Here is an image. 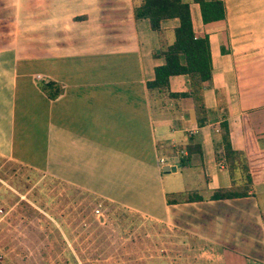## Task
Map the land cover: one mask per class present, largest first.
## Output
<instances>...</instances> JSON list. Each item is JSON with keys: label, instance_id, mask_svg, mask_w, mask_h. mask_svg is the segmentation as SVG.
Listing matches in <instances>:
<instances>
[{"label": "crops", "instance_id": "obj_1", "mask_svg": "<svg viewBox=\"0 0 264 264\" xmlns=\"http://www.w3.org/2000/svg\"><path fill=\"white\" fill-rule=\"evenodd\" d=\"M185 1L209 44L202 111L173 95L188 90L185 74H170L168 90L147 83L176 17L154 30L133 16L135 0H0V156L37 158L27 165L185 230L201 264H264V0H222L223 17L207 22ZM225 127L251 182L210 198L246 187L221 155Z\"/></svg>", "mask_w": 264, "mask_h": 264}, {"label": "rangeland", "instance_id": "obj_2", "mask_svg": "<svg viewBox=\"0 0 264 264\" xmlns=\"http://www.w3.org/2000/svg\"><path fill=\"white\" fill-rule=\"evenodd\" d=\"M189 183L202 191L201 178ZM199 246L185 230L0 156V264H201Z\"/></svg>", "mask_w": 264, "mask_h": 264}, {"label": "trees", "instance_id": "obj_3", "mask_svg": "<svg viewBox=\"0 0 264 264\" xmlns=\"http://www.w3.org/2000/svg\"><path fill=\"white\" fill-rule=\"evenodd\" d=\"M133 3V16L146 17L150 28L159 30V22L164 17H176L178 24L173 28V40L161 48L158 53L164 56V62L155 65L153 78L147 83L149 86L168 90V76L173 73H183L187 76L188 90L173 95L188 94L192 97L195 111L203 110L202 87L203 83L211 78V60L207 36H195L192 29L189 4L185 0H135ZM200 8L203 22L221 19L224 15L222 0H193ZM219 145L222 146V157L226 162L231 179L246 184L242 189H214L210 198H225L243 195L247 185L251 182V174L247 157L243 150L233 149L227 133H222ZM33 165L37 158H23ZM40 160V157L39 159ZM40 163V162H38ZM26 164V165H27ZM40 166V164H38ZM189 195V200L198 198V195Z\"/></svg>", "mask_w": 264, "mask_h": 264}, {"label": "built area", "instance_id": "obj_4", "mask_svg": "<svg viewBox=\"0 0 264 264\" xmlns=\"http://www.w3.org/2000/svg\"><path fill=\"white\" fill-rule=\"evenodd\" d=\"M32 76L35 80H43L46 78V77H43V75L39 72L34 73ZM178 152H180V150H178ZM170 160H171L170 157H164V156H157V158H156V162L159 166H161L165 163L168 164L167 161H170ZM99 210H100V208L98 206L94 208V211L97 213L99 212Z\"/></svg>", "mask_w": 264, "mask_h": 264}, {"label": "water", "instance_id": "obj_5", "mask_svg": "<svg viewBox=\"0 0 264 264\" xmlns=\"http://www.w3.org/2000/svg\"><path fill=\"white\" fill-rule=\"evenodd\" d=\"M174 166L173 165H169V164H163V165H161V169L163 170V171H167V170H174Z\"/></svg>", "mask_w": 264, "mask_h": 264}]
</instances>
